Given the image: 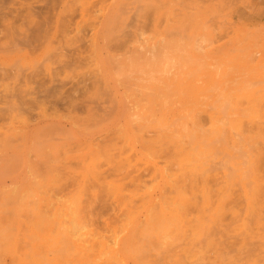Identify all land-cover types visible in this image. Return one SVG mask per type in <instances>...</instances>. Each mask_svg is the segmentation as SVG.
I'll use <instances>...</instances> for the list:
<instances>
[{
    "label": "rangeland",
    "instance_id": "obj_1",
    "mask_svg": "<svg viewBox=\"0 0 264 264\" xmlns=\"http://www.w3.org/2000/svg\"><path fill=\"white\" fill-rule=\"evenodd\" d=\"M0 56V149L66 143L0 167V264H264V0H0Z\"/></svg>",
    "mask_w": 264,
    "mask_h": 264
},
{
    "label": "bare ground",
    "instance_id": "obj_2",
    "mask_svg": "<svg viewBox=\"0 0 264 264\" xmlns=\"http://www.w3.org/2000/svg\"><path fill=\"white\" fill-rule=\"evenodd\" d=\"M114 2H113V4H114ZM103 7H107V6H103ZM107 9H108V7H107ZM107 9H106L107 13L105 15H103V17H102L103 19L102 20H104V21L108 20L109 22H112L115 16H119L118 15V10L116 11V9H114V8L113 9L109 8L108 10ZM98 14H99V12H98ZM153 24H154L153 26L155 28L156 25H157L156 22H153ZM97 29L98 28H96L95 33H94V37H95L94 39L100 38L99 37V33H98L99 29H98V31H97ZM14 41H16V40H14ZM15 45H18V44H15ZM3 58H4V56H0V63H4L2 61ZM35 102H36V100H35ZM35 104H37V103H35ZM121 106H122V104H121ZM119 108H121V107H119ZM123 108H125V106H123ZM112 110H113V108H112ZM111 113L112 112H110V114ZM59 121L56 122V121H53V120H49V118H46L45 115L43 114L42 121L40 123H38L37 125H34L33 127H29L28 125H26V126L24 125V126H21V127L17 128L18 131H16V132L3 133V138H2L3 142H2V146H1L2 148L0 149V167L5 166V165L7 167L11 166L12 162H14L15 159L20 157L19 148L20 149L21 148L22 149L23 148L24 149L27 148L26 145L29 143V141H31L32 139H35V137L37 135H39V134L43 136L45 144L51 145L52 147L59 146V145L63 146V144H66L65 141H64V137H63V133L65 132V128L60 126L61 122L59 123ZM34 123H36V122H34ZM67 125L69 127L71 126L68 123H67ZM88 143H90V142L87 141V144ZM29 144H31V143H29ZM83 144L85 145V143H83ZM10 169L11 168H9L8 170H10Z\"/></svg>",
    "mask_w": 264,
    "mask_h": 264
}]
</instances>
